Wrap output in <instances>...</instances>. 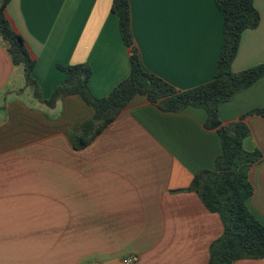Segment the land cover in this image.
I'll return each instance as SVG.
<instances>
[{
	"label": "crops",
	"instance_id": "1",
	"mask_svg": "<svg viewBox=\"0 0 264 264\" xmlns=\"http://www.w3.org/2000/svg\"><path fill=\"white\" fill-rule=\"evenodd\" d=\"M130 31L142 68L178 90L213 78L222 44L214 0H128ZM112 0H9L5 12L35 57L32 77L43 98L61 83L60 65L87 63L93 96L107 95L129 73ZM259 24L241 34L231 70L264 62V0ZM0 41V264H207L223 232L217 213L195 192L194 174L212 169L219 136L206 112H165L137 96L82 149L65 131L91 109L71 95L48 107L31 96ZM264 77L218 107L227 125L242 115L243 140L259 149L249 169L246 205L264 224ZM232 264H264V257Z\"/></svg>",
	"mask_w": 264,
	"mask_h": 264
},
{
	"label": "trees",
	"instance_id": "2",
	"mask_svg": "<svg viewBox=\"0 0 264 264\" xmlns=\"http://www.w3.org/2000/svg\"><path fill=\"white\" fill-rule=\"evenodd\" d=\"M8 1L0 0V41L12 65L22 68L24 87L30 89L34 99L48 107H54L67 96L76 95L92 111L88 120L65 131L72 148L86 147L137 96L144 97L165 112H179L188 106L204 109V127L216 130L221 152L215 158L213 168L198 170L184 190L195 192L208 211L219 215L223 226L221 236L210 245L207 264H232L239 259L264 257V224L246 205L254 191L248 177L249 169L261 162L262 154L259 149L248 151L243 148V140L250 134L244 122L246 115L227 125L218 118L221 103L264 77V62L239 72L231 70L241 34L259 24L260 16L254 0H214L223 19L222 44L214 75L210 81L186 90H178L142 68L130 31L129 2L112 0L111 10L117 17L121 39L130 48L129 73L107 95L99 98L89 90L91 67L87 63L58 64L56 67L64 74L63 79L48 98L42 97L32 77L35 57L5 12ZM248 114L264 118V108Z\"/></svg>",
	"mask_w": 264,
	"mask_h": 264
},
{
	"label": "built area",
	"instance_id": "3",
	"mask_svg": "<svg viewBox=\"0 0 264 264\" xmlns=\"http://www.w3.org/2000/svg\"><path fill=\"white\" fill-rule=\"evenodd\" d=\"M138 261V256L135 254L125 255L121 258V264H136Z\"/></svg>",
	"mask_w": 264,
	"mask_h": 264
},
{
	"label": "rangeland",
	"instance_id": "4",
	"mask_svg": "<svg viewBox=\"0 0 264 264\" xmlns=\"http://www.w3.org/2000/svg\"><path fill=\"white\" fill-rule=\"evenodd\" d=\"M21 70V73H20V78H22L23 77V72H22V68H20ZM27 89H29V88H27ZM29 92H30V89L28 90Z\"/></svg>",
	"mask_w": 264,
	"mask_h": 264
}]
</instances>
